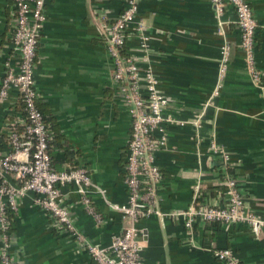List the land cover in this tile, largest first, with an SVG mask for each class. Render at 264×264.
Masks as SVG:
<instances>
[{"label": "crops", "instance_id": "0c3cea01", "mask_svg": "<svg viewBox=\"0 0 264 264\" xmlns=\"http://www.w3.org/2000/svg\"><path fill=\"white\" fill-rule=\"evenodd\" d=\"M248 1L259 22L256 59L264 72V0ZM125 2L46 0L47 19L35 68L38 104L52 133L54 166L60 170L87 167L93 180L106 190L105 197L93 195L103 216L98 224L75 203L79 196L74 187L63 186L77 227L104 246L123 228L121 213L107 201L124 204L128 200L125 163L132 117L122 82L114 78L115 64L106 43L109 25ZM13 15L14 0H0V85L6 63L14 66L19 60L13 51ZM139 15L151 35L149 54L139 49L133 34L127 51L143 71L153 69L160 89L170 98L164 113L177 120L191 119L201 110L219 81L222 44L228 41L232 50L223 85L207 110L199 147L191 124L168 126V146L156 157L163 172L158 206L169 212L186 209L198 185L199 204L223 203L221 160L209 149L214 136L231 153L249 209L264 220V77L260 86L248 74L233 6L224 8L223 27L210 0H140ZM21 104L15 88L0 102V156L9 150L7 126L22 116ZM34 198L33 192L25 195L14 217V263L97 264ZM184 221L183 216L152 215L138 222L144 264H224L214 250L226 247L241 264H264V225L254 232L246 223L197 222L190 232Z\"/></svg>", "mask_w": 264, "mask_h": 264}, {"label": "built area", "instance_id": "2783aa9c", "mask_svg": "<svg viewBox=\"0 0 264 264\" xmlns=\"http://www.w3.org/2000/svg\"><path fill=\"white\" fill-rule=\"evenodd\" d=\"M217 11L219 26L224 22L221 15L227 4L236 14V24L241 32L240 48L244 54L245 66L252 82L263 84L264 72L256 59V30L259 22L248 0H210ZM140 0H126L122 11L109 25L106 36L108 50L115 64L114 78L122 82L125 100L132 117V131L128 143V157L125 163V186L128 200L124 204L107 201L115 211L121 213L122 231L116 234L109 245L94 243L75 224L68 204V193L63 186L72 185L78 194L75 203L83 206L98 224L102 214L94 204V194L105 197L106 190L92 178L87 167L58 169L51 156L52 133L38 106L39 90L35 68L40 37L47 19L46 0H14L13 51L19 55L16 65L6 63V71L0 85V102L9 97L15 88L23 104L20 120L8 123L7 144L9 150L0 156V264H15L12 247L17 236L10 228L12 217L19 211L22 198L33 192L34 202L51 215L58 228L73 238L88 251L97 264H144L142 236L138 222L152 215L159 217L185 218L186 228L193 232L195 223L218 222L222 224L246 223L254 232L264 225V220L248 207L234 170V160L228 149L216 138H210L209 149L218 156L223 168L225 199L223 203L202 205L198 202L200 185L194 190L191 204L183 210L163 211L158 206L160 184L163 172L156 162L157 153L168 146V126L172 123L193 126L197 147L203 140L202 127L213 96L219 93L229 63L231 45L225 41L221 46L219 81L212 96L203 103L200 111L191 119L177 120L165 114L170 98L162 92L153 69L142 70L135 57L127 51L131 34L138 39L139 49L149 54L151 35L144 18L139 15ZM108 19L106 12H101ZM133 28V29H132ZM125 50V52H124ZM146 59H148L146 57ZM214 255L224 264H241L231 248L214 250Z\"/></svg>", "mask_w": 264, "mask_h": 264}, {"label": "trees", "instance_id": "16d2710c", "mask_svg": "<svg viewBox=\"0 0 264 264\" xmlns=\"http://www.w3.org/2000/svg\"><path fill=\"white\" fill-rule=\"evenodd\" d=\"M124 52H125V50H124ZM22 105V108H23V104H21ZM38 106H39V104H38ZM40 108V107H39ZM40 110H41V108H40ZM42 111V110H41ZM42 113H43V111H42ZM43 115H44V113H43ZM44 119H45V122H46V124H47V126H48V128L50 129V125H49V123L47 122V120H46V118H45V116H44ZM51 130V129H50ZM50 145H51V142H50ZM13 223H14V218L12 217V220H11V230L12 231H14V228H13ZM210 223H215V222H210ZM218 223V222H217ZM222 224V223H221Z\"/></svg>", "mask_w": 264, "mask_h": 264}]
</instances>
